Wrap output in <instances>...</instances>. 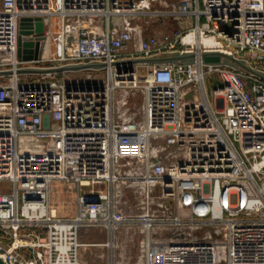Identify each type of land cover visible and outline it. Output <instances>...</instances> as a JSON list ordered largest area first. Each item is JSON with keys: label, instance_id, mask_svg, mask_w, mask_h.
Masks as SVG:
<instances>
[{"label": "built area", "instance_id": "built-area-1", "mask_svg": "<svg viewBox=\"0 0 264 264\" xmlns=\"http://www.w3.org/2000/svg\"><path fill=\"white\" fill-rule=\"evenodd\" d=\"M148 16L182 28L146 36ZM22 19L34 42L42 22L40 59L18 55ZM84 64L103 67L16 74ZM2 71L5 264H89L87 229L107 233L106 264H264V0H0ZM54 182L77 187L73 215ZM121 228L141 235L134 262L115 252Z\"/></svg>", "mask_w": 264, "mask_h": 264}, {"label": "rangeland", "instance_id": "rangeland-1", "mask_svg": "<svg viewBox=\"0 0 264 264\" xmlns=\"http://www.w3.org/2000/svg\"><path fill=\"white\" fill-rule=\"evenodd\" d=\"M158 9V6L152 8V10ZM135 23L143 25L144 33L146 36L148 35H162L165 33H173L174 31L181 29V24L179 22L174 21L173 19L163 18L158 19L153 16H148L146 18L136 19ZM55 53L54 43H51V46L46 52V56L49 54ZM91 73V72H90ZM140 74H144V69H140ZM94 75V74H93ZM32 78H38V76H32ZM210 90L211 87L208 86ZM137 101L138 107L142 105V96L138 93V96L134 100ZM61 186L65 187L66 189L60 191L58 186L52 188L51 187V201L52 205H55L58 209L59 215H72L76 209V200H77V187L75 185L69 183H59ZM129 200L132 199L131 196L128 198ZM141 238L139 232L135 229L129 228H121L117 232V245L115 252L120 258L121 256L125 257V261L134 262L137 255V248L138 242ZM83 254L88 261H91L96 254H101L106 251L104 248L99 247H92L83 250ZM92 257V258H91ZM121 259V258H120Z\"/></svg>", "mask_w": 264, "mask_h": 264}, {"label": "water", "instance_id": "water-1", "mask_svg": "<svg viewBox=\"0 0 264 264\" xmlns=\"http://www.w3.org/2000/svg\"><path fill=\"white\" fill-rule=\"evenodd\" d=\"M31 22V19H22L20 24V39H19V57L23 60H33L40 59L43 55L44 50V36H43V25L42 22L38 19L36 23V33L37 39L36 42L33 40H27L26 37L30 32L27 31V25ZM23 36V37H22ZM194 58L193 54L185 55H175L172 57L164 58H154V59H138L134 61H129V64L134 63H155V62H167V61H176V60H192ZM202 59L204 63H221L226 62L231 65H235L249 72L257 73L255 70L247 66L243 61L222 52H207L202 54ZM102 64H84V65H70L57 68H30V69H20L16 71V74H47V73H62L67 71H78L83 69L90 68H101ZM13 74L12 71H2L0 75H10ZM97 199L86 198V201H96ZM0 264H5L0 258Z\"/></svg>", "mask_w": 264, "mask_h": 264}, {"label": "crops", "instance_id": "crops-1", "mask_svg": "<svg viewBox=\"0 0 264 264\" xmlns=\"http://www.w3.org/2000/svg\"><path fill=\"white\" fill-rule=\"evenodd\" d=\"M59 183H61V182H54L51 187L54 188V187H57L59 185L61 186V184H59ZM57 211H58V209H57ZM81 240H82V242H84L86 244H92L93 245V246L84 247V248H82L83 250H86L87 248H92V247L104 248V250L106 249V251L104 253L96 254L93 257V259H91V261H88L86 259V257L83 254V251L81 250V258H82L83 261H85L86 263H89V264H106L109 261V257H110L109 250L106 247H104V246L94 245V244H104V243H106V241L108 240V235H107L106 232H104L101 229H87V230H83L82 233H81Z\"/></svg>", "mask_w": 264, "mask_h": 264}, {"label": "bare ground", "instance_id": "bare-ground-1", "mask_svg": "<svg viewBox=\"0 0 264 264\" xmlns=\"http://www.w3.org/2000/svg\"><path fill=\"white\" fill-rule=\"evenodd\" d=\"M206 42H208V43H213L214 40H213V39H209V38L207 39V38H206ZM58 188H59L60 191L66 189L65 187L60 186V185L58 186ZM53 206H54V208H57L55 205H53Z\"/></svg>", "mask_w": 264, "mask_h": 264}]
</instances>
